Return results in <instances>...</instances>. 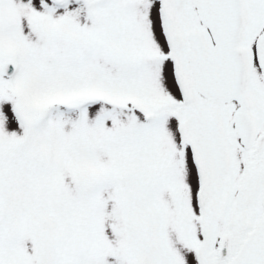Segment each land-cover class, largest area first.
I'll list each match as a JSON object with an SVG mask.
<instances>
[{
	"label": "snow or ice",
	"instance_id": "obj_1",
	"mask_svg": "<svg viewBox=\"0 0 264 264\" xmlns=\"http://www.w3.org/2000/svg\"><path fill=\"white\" fill-rule=\"evenodd\" d=\"M0 264H264V0H0Z\"/></svg>",
	"mask_w": 264,
	"mask_h": 264
}]
</instances>
